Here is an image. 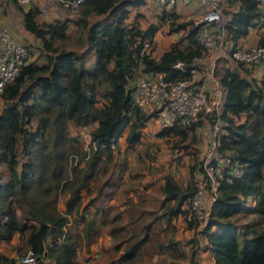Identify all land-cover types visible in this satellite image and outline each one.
I'll return each mask as SVG.
<instances>
[{
  "label": "trees",
  "instance_id": "1",
  "mask_svg": "<svg viewBox=\"0 0 264 264\" xmlns=\"http://www.w3.org/2000/svg\"><path fill=\"white\" fill-rule=\"evenodd\" d=\"M127 2L82 0L74 18L50 21H38L34 6L17 5L22 26L39 39L45 61L23 63L0 92V242L15 235L12 248L18 254L33 251L36 260L31 264H85L78 252L99 234L103 197L118 179L111 170L117 138L125 129L126 147L138 142L148 116L130 102L133 70L162 72L172 79L186 74L192 59L202 54L190 19L177 20L174 10L162 9L159 20H166L169 30L182 31L153 57L157 23L143 28L126 24ZM237 2L223 24L230 47L262 14L256 0ZM95 15L100 17L90 19ZM70 21L79 33L77 40L82 32L83 50L61 41ZM145 39L149 47L143 46ZM256 42L264 46L261 36ZM87 50L94 56L90 64ZM176 60L182 69L173 66ZM255 62L213 68L224 90L213 147L227 159L206 163L215 184L199 161L188 165L183 186L172 174H162L159 209L143 206L146 185L122 187L119 204L103 209L109 216L104 226L110 240L92 264H197V237L185 238V249L174 232L178 218L205 239L214 264H264V70L258 77L248 76ZM199 122L164 126L156 134L188 137L193 144ZM81 126H90L87 147L78 132L70 133V128ZM185 152L197 155L193 147ZM216 165L219 176L211 170ZM234 165L240 168L238 174L229 171ZM195 168L212 196L201 218L188 216L186 205L197 190ZM90 202L99 205L87 214ZM0 264L18 263L0 250Z\"/></svg>",
  "mask_w": 264,
  "mask_h": 264
},
{
  "label": "built area",
  "instance_id": "2",
  "mask_svg": "<svg viewBox=\"0 0 264 264\" xmlns=\"http://www.w3.org/2000/svg\"><path fill=\"white\" fill-rule=\"evenodd\" d=\"M0 0V11L2 3ZM21 8L34 6L38 13H45L50 7L58 6L65 9L75 10L82 0H11ZM160 6L171 5L176 2L188 3L191 0H154ZM205 5L202 13L195 18L191 25L196 29V40L201 44L202 53L206 54L218 40L223 30V18L220 0H196ZM259 5H264V0H256ZM264 39V34L260 35ZM144 47L150 46V41H143ZM28 55V47L20 38L13 35L9 29L0 22V92L17 75L21 65ZM230 57L235 61L249 64L264 58V46L258 42L248 46L235 45L229 49ZM197 57L192 59V66L187 68L184 75L172 79L164 77L162 72H140L133 81L130 88V102L139 110L156 119L160 127L177 124L185 126L196 121L201 113H207L212 117V128L215 143V134L218 131L221 120L218 113L221 109L223 91L221 88H213L205 91L197 87L199 69L197 68ZM173 66L183 68V63L176 60ZM212 76V73H210ZM206 168V167H205ZM209 168V167H208ZM218 176L221 175L220 167L216 165L213 169ZM212 185L215 179L211 171ZM230 173L238 174L239 166H232ZM200 191L197 189L189 198L187 206L188 216L193 215L201 218L206 210L201 205ZM212 199V196H210ZM204 208V209H203ZM19 264H31L36 260V255L31 250H26L16 259Z\"/></svg>",
  "mask_w": 264,
  "mask_h": 264
},
{
  "label": "rangeland",
  "instance_id": "3",
  "mask_svg": "<svg viewBox=\"0 0 264 264\" xmlns=\"http://www.w3.org/2000/svg\"><path fill=\"white\" fill-rule=\"evenodd\" d=\"M51 8L52 9L55 8L58 11V13L59 11H61V13L59 14L60 16L61 15L65 16L67 14L70 15V17H73L77 13V8L75 10H70L58 6H52L49 9ZM192 9H194L196 13L194 11L193 13L195 14H192L190 16L189 14L186 15L187 13L184 10H182V8H180V10H176L178 11L177 13H179L177 20L190 19L192 23V21L202 13L200 8L199 10L201 12L197 10L198 8L196 7H193ZM222 11L224 12V10ZM96 17H100V15L91 16L90 19ZM157 18L159 22L160 19L159 16H157ZM170 31H174V29L169 30L167 23L166 26H163L162 24L160 25L159 32L161 35H165V33L168 34ZM77 34L79 36L78 31L77 30L74 31V27H72L71 24L69 23L67 36L61 40L63 45L72 47L73 49L78 51L85 49L84 42L82 43V38H83L82 32H80V38L78 40L77 38H75ZM262 34H264V26L260 28L259 32L257 31V38ZM177 35L178 34L174 32L173 38L176 39ZM164 37L165 36H162V39ZM32 44L27 45V47L29 49L28 51L29 55L32 53V55L30 56L33 57L36 54V47L34 42ZM252 44H254V42ZM159 48H160V43L157 40L156 51ZM229 48H230L229 43L222 35H220L218 40L215 41V43L213 44L210 51H208L203 56V59H200V61L197 60L199 61L197 64V68L199 70L202 69L204 71L209 70V68H211V65L210 62L208 61L210 58L213 59V57H215L216 55L217 57L213 61L215 65L218 66L221 65L219 63L228 65L227 63L229 61V66H234L235 60H233L230 57L228 53ZM154 53L156 54L155 51ZM259 64L260 65L263 64L264 66V62L261 59L252 65L255 66L256 68L258 67ZM138 73H140V71L137 68H135L132 73L130 84L136 79L137 77L136 75ZM247 75L250 77L254 75L251 69L249 70V73ZM0 107H1V101H0ZM203 119H204L203 123L202 124L200 123L196 127L195 145L192 144V141H189L188 137L183 140L177 137L170 139H166L165 137H156L155 135H153V133H155L154 130L155 128H153L154 125H152L151 128H149L148 125H146V127L141 128V139L138 142L134 143L132 146L126 147V144L123 139L125 129L122 131V133L117 138L118 146L114 148V157H113L114 162L111 168V170H113L112 173L113 176L117 174L118 179L113 185L114 187L112 188L113 190H111L110 194L106 197H103L102 202L104 207L101 209L99 218L97 220V224L99 227V234L96 236L95 239L90 241L87 249L83 247L82 249L79 250L78 252L79 259L83 260L85 264H92L95 260H97L101 256V255L99 256V248L103 247V245L107 244L108 241L110 240V237L105 232L106 228L104 226L107 220L109 219L108 218L109 216L107 212L103 211V209H107L109 206H112L113 203H118V199L120 200L122 199V194H121L122 187L125 186L132 187L136 185L141 187L142 185H146L144 188V190L146 191V195L144 196L145 198L143 199V203H142L143 206L147 208L159 209V201L161 198V193L158 190V183H160L163 173L166 172L173 174V177L176 180V182L179 185L183 186L187 180V176H188L187 167L189 164L194 162L199 163V161H201V163H203L204 168L206 167L207 170L209 169L206 163L207 161L210 160L209 157L211 156L210 148H209L210 121H208L207 119L205 120V118H200L201 121ZM206 122H208L209 124H206ZM90 126L70 128V133L78 132L81 135L80 142L85 147H87V143L89 141ZM186 143H189V145L184 146ZM192 147L194 151H196L197 153L195 157H192L190 153L188 154L187 152H185V149L192 150ZM193 171H194L193 178L197 181L196 182L197 189L200 191L199 193V195L201 196L200 200L203 203L202 199L204 200L205 197L207 198L209 191L203 187V183L201 180V172L197 168H195ZM204 194H206V196ZM97 202L88 203L84 209V212L87 214H91L92 211L98 207L99 204H97ZM202 203L201 205L202 207H204ZM175 226L176 229L177 227H179L177 223ZM174 232H176V230ZM177 233H180L178 237L182 239V245L186 248L188 247L189 242H186L185 238L196 236L197 240L199 239L197 233H195L194 231L192 232L191 229L188 231H183L182 229L181 232L177 231L176 234ZM15 239L16 237L14 235L8 242L0 243V250L9 253L16 259L20 254H18L12 248V243L15 241ZM154 258L155 255H152L151 259Z\"/></svg>",
  "mask_w": 264,
  "mask_h": 264
},
{
  "label": "crops",
  "instance_id": "4",
  "mask_svg": "<svg viewBox=\"0 0 264 264\" xmlns=\"http://www.w3.org/2000/svg\"><path fill=\"white\" fill-rule=\"evenodd\" d=\"M228 1V2H227ZM220 4H221V9L224 10V12L222 11V18L223 21L225 22V20L228 18L229 14L231 11L235 10L238 6V2L237 0H220ZM193 7L198 8L197 10L202 11L205 8V5L203 3H200L196 0H191L188 3H180V2H176L174 4L171 5H166V6H160L158 3H156L154 0H128V2L124 5V9L126 10V17L124 18V22L126 24H131V23H135L137 24L139 27L143 28L145 27L148 23H157V27L152 35V40L154 43V48L151 51V55L153 57H157L160 52L165 49L166 47H168V45L174 41L175 39L173 38L174 32H176L177 34L181 33V29L179 30H174V31H170L168 34L165 33V35H161L159 30H160V25L162 24L163 26H166V20H159L158 22V18L157 16H159V14L161 13L162 9L164 10H174L176 13L178 11L176 10H180V8H182V10H184L189 16L192 14H195L196 11L194 9H192ZM224 7V9H223ZM260 9L262 10V14L260 15V17L254 22L253 26H250L247 30V32L238 37L237 41H236V45H251L253 42H256V38H257V31L259 32L260 28H262L264 26V5H260L259 6ZM22 9H26L24 7H22ZM199 10V11H200ZM195 11V13H193ZM200 11V12H201ZM61 13V11H58L54 8V9H49L47 11H45V13H37L36 14V18L38 21H50L54 18H64V17H68V18H74L70 17V15H59ZM179 14V13H178ZM157 21V22H156ZM162 21V22H160ZM0 22L6 26L7 29L10 30V32L15 35L18 38H21L24 40V42L26 43V45H30L33 42L35 43V47H36V54L35 56H30L32 55V53L29 55H27V57L25 58L24 63H42L43 61H45V54L44 52L40 49L39 47V39L34 36L31 32L27 31L26 29L23 28L22 26V21H21V11L19 10L18 6L12 2L11 0H5L2 3L1 6V11H0ZM71 22V21H70ZM18 26V27H17ZM71 26H74V24L71 22ZM226 41L229 43L230 46V41L226 35V33L223 31L221 34ZM162 36H165L162 39ZM178 36V35H177ZM159 41L160 43V48L156 51V41ZM84 41L82 40V43ZM33 45V44H32ZM85 45V42H84ZM29 51V49H28ZM154 51L156 52V54L154 53ZM205 54H201V56L197 57L200 61V59H203V56ZM211 55V54H210ZM217 57V55L215 57H213V59H209L208 62H210L211 68H209V70H199V74H198V79L196 80V85L198 88L205 90V91H210L213 88H221V90L224 93L223 88L219 85L217 79L215 78V76L210 73H213L212 68H214L213 66H216L215 63L213 62L215 60V58ZM94 56L92 55L91 50H87L86 51V63L90 64L93 61ZM197 61V64L198 62ZM202 61V60H201ZM256 63V62H255ZM222 64V63H219ZM228 66H229V61H228ZM252 65V64H250ZM250 65H248L250 67ZM247 66V67H248ZM251 70L253 72V76L258 77L260 75V73L264 70V66L263 64H259L258 67L255 68V66H251ZM209 114L207 113H201L199 116L200 118H205V120L207 119L208 121H210V138H209V148H210V153L211 156L209 157L210 159L213 158L216 160L217 163L223 164L226 162V157L224 154H220L218 153L213 146H211V141L214 139V132H213V128H212V122H211V118H209ZM204 119L200 122L199 124L203 123ZM145 124V125H144ZM143 126H141V128L146 127V125H148L149 128L153 126V128H155V133H153V135H155L156 137H161L159 135L156 134V131L159 130L161 127L156 123V119H154V117L152 116H147L145 122H144ZM198 124V125H199ZM206 124H209L208 122H206ZM197 125V126H198ZM196 126V127H197ZM196 131V128H195ZM154 138V137H153ZM141 139V138H140ZM195 145V141L193 143ZM187 154V153H185ZM173 175V174H172ZM206 196V194H204ZM211 194L208 192L207 198L205 197L203 201V206L208 209L211 198H210ZM176 223L179 225V227H177L176 232H181V230L183 229V231H188V230H192V228H186L184 225V221L180 218H178L176 220ZM175 232V236L178 237L180 235V233L176 234ZM197 236L199 237V239L197 240L198 242V249H197V254H196V258H197V264H214L213 259L209 253V251L207 250L206 247H204V243H205V239L197 233ZM13 237V236H12ZM3 243V242H0ZM186 249V247H184ZM19 264V263H18Z\"/></svg>",
  "mask_w": 264,
  "mask_h": 264
},
{
  "label": "water",
  "instance_id": "5",
  "mask_svg": "<svg viewBox=\"0 0 264 264\" xmlns=\"http://www.w3.org/2000/svg\"><path fill=\"white\" fill-rule=\"evenodd\" d=\"M3 102H4L6 105L8 104V101H6V100H4Z\"/></svg>",
  "mask_w": 264,
  "mask_h": 264
}]
</instances>
